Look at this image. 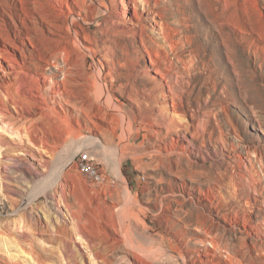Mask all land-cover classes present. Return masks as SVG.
Wrapping results in <instances>:
<instances>
[{"label": "rangeland", "instance_id": "obj_1", "mask_svg": "<svg viewBox=\"0 0 264 264\" xmlns=\"http://www.w3.org/2000/svg\"><path fill=\"white\" fill-rule=\"evenodd\" d=\"M142 2L141 22L133 9L113 26L100 7L83 14L72 66L51 59L71 93L55 99L49 83L44 98L81 134L58 122L50 146L33 142L40 111L18 112L0 71V264H178L182 242L212 250L202 215L246 263L264 252V0H149L150 14ZM84 152L102 184L80 172Z\"/></svg>", "mask_w": 264, "mask_h": 264}, {"label": "bare ground", "instance_id": "obj_2", "mask_svg": "<svg viewBox=\"0 0 264 264\" xmlns=\"http://www.w3.org/2000/svg\"><path fill=\"white\" fill-rule=\"evenodd\" d=\"M139 2L140 0H108V2L101 0H18V4L13 5L9 0H0V5L4 13L13 21L12 26H8V22L5 19H3V22H0V71L3 74L2 86L5 85L7 98L14 104L18 112L23 110L31 113L30 109L35 108L34 106L40 111L43 122L37 126L36 136H31L33 142L41 145L43 148L50 146L48 137L50 133H55V130L59 127L58 122L66 126V128L63 129H66L68 133L72 132L76 135L82 133L79 118L73 119V117L71 118L72 115L70 116L66 112L63 114L56 112L55 107H52L50 105L51 103L48 102L47 98H44L43 95V92L46 90L45 85L50 83L51 86L49 91H51V94H54L56 97L55 99L60 98L65 101V103H69L68 97L71 93L69 86L72 82V78L69 77V71H67L66 77L61 82L57 83L47 75L46 70L52 65L60 68L58 61L54 62L51 60L54 55H61V59H64V64L68 67L72 66V62L74 63L75 49L82 44L83 39L78 34V30L75 29V27H77L76 22H83L86 20H84L83 14L91 15L93 19H95L99 7L102 9L103 16L111 18V20L107 21L112 23V26L117 24V22L112 19L113 16L117 19L125 18L127 12L131 9H133V15L136 19L141 22ZM156 2L155 6H157L160 0H156ZM142 3H144L142 13L150 14L154 12L149 9V0H143ZM131 4H133V6H131ZM157 15L163 19L162 13L158 12ZM156 25L161 26L162 24L156 23ZM78 26L82 30H85L81 22H79ZM105 29L108 37L112 39L118 37L116 36L117 34H114L115 32L111 30V26ZM163 29L164 33H166L164 36L170 37L167 28L163 27ZM66 35L69 36L65 37ZM140 36L143 37V33ZM112 42H114V40ZM112 42H110V45L112 44L111 49L113 45H116ZM142 43L145 44V40H142ZM37 64H40L41 67L38 68ZM62 71L63 70H61V72ZM155 73L159 75L163 74L157 70H155ZM162 77L165 79L164 74ZM161 87L162 84L158 85L157 88ZM52 103L56 104L57 102L54 101ZM82 109L83 108H81V110ZM4 110L8 111V108L0 94V113ZM86 114H96L97 116L95 110L87 112ZM75 122L78 127L74 125ZM94 130H96L97 134L102 131V128L97 123H94ZM0 136L2 137V135ZM5 152H8L7 149ZM82 174L90 181L88 174ZM144 180L145 178H143V181ZM213 200L207 198V201L211 204L214 203ZM183 219L181 221L185 223L186 220L188 221L187 218ZM225 219L227 220V216H225ZM207 220L208 216L206 215L199 217L198 224L203 228L199 230L198 234L206 236V238H203L204 240L200 242L202 245L211 246L212 250L201 248L192 251L185 247V244L182 242L179 253H176V261L179 262L178 264H264V252L258 257L256 256L258 261L252 258L246 263L245 260L241 258L243 256L240 257L238 254L237 246L233 244V241H225L222 233H214L213 229L207 227ZM242 220H244V222ZM236 221H242L241 223L244 224L245 228L250 227L254 229L255 227L253 223H249L245 218L240 220L237 219ZM111 227L112 230L117 232V235L122 234L120 236L125 237V234L120 232L115 224ZM239 251H241V249ZM162 256H164V254H162ZM161 264H165V262H161Z\"/></svg>", "mask_w": 264, "mask_h": 264}, {"label": "built area", "instance_id": "obj_3", "mask_svg": "<svg viewBox=\"0 0 264 264\" xmlns=\"http://www.w3.org/2000/svg\"><path fill=\"white\" fill-rule=\"evenodd\" d=\"M78 168L80 172L89 175L91 182L102 184L105 180L103 174L94 161V157L88 152H84L79 155Z\"/></svg>", "mask_w": 264, "mask_h": 264}]
</instances>
